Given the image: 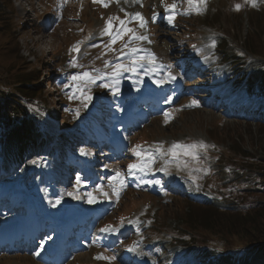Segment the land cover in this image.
I'll return each mask as SVG.
<instances>
[{
    "label": "rangeland",
    "instance_id": "374dc122",
    "mask_svg": "<svg viewBox=\"0 0 264 264\" xmlns=\"http://www.w3.org/2000/svg\"><path fill=\"white\" fill-rule=\"evenodd\" d=\"M0 1L15 9L11 16L0 14V86L6 80L12 84L3 53L6 47L12 52L15 42V52L28 66V73L36 70L40 80L35 89L40 93L29 101L37 111L44 114L47 109L52 116L65 103L70 123L59 124L73 142L67 149L62 141L60 151L38 155L0 176V264H109L97 258L101 256H115V264H132V260L176 264L166 258L169 253L195 255L188 252L195 240L188 238L190 243L184 237L189 232L185 217L208 214L211 202L217 203L214 207L224 205L219 203V194L228 195L226 203L238 206L233 215L219 212L224 219L264 214L259 210L264 207V191L254 188L258 187L254 174L264 172V99L249 93L257 85L258 77L252 76L264 72V0H257L256 7L244 0H207L203 14L189 10L187 0H105L107 7L94 0H63L66 7L57 4L54 8L53 0ZM165 3L178 6L173 23L168 22ZM236 4L242 5L240 11ZM136 13L143 16L146 27H139ZM46 17L51 28L44 22ZM112 17L119 18L113 22L114 32L120 20H131L128 26L147 37L132 46L154 53L156 64L165 67L150 72L152 66L145 63L138 75L123 73L117 95L99 86L111 84L110 79L98 80L89 86L92 100L85 106L79 94L71 98L75 88L68 87L73 83L70 77L82 71L110 72L107 62L127 65L133 58L131 54L121 57L128 36L112 45L115 51L104 47L111 43L103 32ZM6 33L14 35L8 45ZM220 41L225 48L218 51ZM78 44L80 52L76 53L73 48ZM73 61L84 67H74ZM167 68L176 79L157 83L167 77ZM248 77L252 82L246 84ZM15 86L8 89L13 95H17ZM148 100L154 101L147 105ZM193 100L199 106H192ZM165 113L171 116L167 122ZM201 141L210 147L199 150V163L182 157L188 166L169 164L166 173L160 170L165 161L157 158L153 171L127 174L128 165L139 162L133 154L138 144L152 151L157 144L169 148L173 143ZM222 168H245L253 174L247 181L233 180L229 174L218 173ZM117 172L127 185L118 201L109 186L111 182L119 189V177L112 180ZM192 177L197 178L195 182ZM222 177L232 181L229 187ZM145 180L160 183L146 184ZM90 192L95 203L88 202ZM185 195L202 203H189ZM129 220L138 222L142 238ZM107 225L119 231L101 232ZM223 235L227 252L243 249L251 241L237 234ZM194 239L196 247L213 248L202 237ZM215 239L214 245L220 242L219 237ZM137 241L138 251L129 252ZM83 245L84 249L78 248Z\"/></svg>",
    "mask_w": 264,
    "mask_h": 264
},
{
    "label": "trees",
    "instance_id": "16d2710c",
    "mask_svg": "<svg viewBox=\"0 0 264 264\" xmlns=\"http://www.w3.org/2000/svg\"><path fill=\"white\" fill-rule=\"evenodd\" d=\"M14 11L15 9H12L7 3L0 1L1 15L11 16ZM52 14L51 17H53ZM12 36L14 35L6 33L7 45ZM222 46H218V49L223 50L225 47ZM15 48H17V44L14 42L12 52L6 47L3 53L4 65H7L11 70L12 84L6 80V83L0 86V176L3 172L9 174L14 166L23 165L27 160L26 158L30 160L38 155L51 154L60 150L62 141L69 146L73 144L72 140L61 130L63 126L58 125V117L54 118L47 109L44 114L41 109L37 111L35 108L37 106L29 101L30 97L40 93V90H35L37 87L39 88L40 83V80L37 79L38 72L34 73L36 72L34 70L32 73H28V66L19 58L18 51L15 52ZM227 49L226 47L225 50ZM15 73L22 74L15 75ZM253 77H258L256 80L257 87L251 88L250 94L256 91L260 97H264V72ZM15 80L16 82H14ZM246 82L251 83L252 81L248 77ZM15 85L18 86L17 95H20V99L24 101H21L16 94L13 95L12 92L8 91L9 87H16ZM26 98H28V101ZM61 104L63 107L61 121L64 125H68L70 123L69 118L67 117L66 124L63 117H66V104ZM218 173L229 174L234 178L233 180L244 178L245 181L253 174L250 170L246 171L245 168L232 171L228 168H222ZM254 179L258 182L255 183L258 187L254 188L258 191H264V172L254 174ZM222 182L229 187L232 181L222 177ZM219 195V203L224 205L214 207L213 205L217 203L211 202L212 204L209 207L211 209L207 211L208 214L204 213L201 216L187 215L185 217L184 222L189 227V232H185L184 237L186 236V241L190 243L192 242L189 240H195L188 251L195 255L179 256L171 252L166 256L167 259L176 262V264H264V214H247L240 218L228 217L224 219L219 212L232 213L233 215L238 206L233 203H226L228 195ZM185 198L189 203L191 201L198 204L202 203L189 195H185ZM259 210L264 211V207H260ZM198 229H201V231L196 234ZM217 229L218 232H216ZM224 232L237 234L244 241L246 239L251 241L243 249L237 250L235 248L236 251L227 252L224 249L225 240L221 239V237L225 238ZM206 233H212V236H208ZM197 237H202L209 244H213V248L196 247L195 242L197 239L194 238ZM218 237L220 242L214 245L217 241L215 238Z\"/></svg>",
    "mask_w": 264,
    "mask_h": 264
},
{
    "label": "snow or ice",
    "instance_id": "6c2138e0",
    "mask_svg": "<svg viewBox=\"0 0 264 264\" xmlns=\"http://www.w3.org/2000/svg\"><path fill=\"white\" fill-rule=\"evenodd\" d=\"M94 2H99L104 4L105 7L108 6L107 3H105V0H94ZM245 4H250L252 7L257 6V0H244ZM187 4L189 6V10L194 9L197 14H203V12L206 10L207 6V0H187ZM177 4L173 3L172 5H167L165 3V11L168 13L167 19L169 23L174 22V17L177 14ZM242 5L236 4L235 9L237 11L241 10ZM186 14V13H183ZM119 19L118 17H112L108 20L107 26L104 29L103 35L109 36L111 38L110 44H105L104 47L106 49L115 51V49L112 48V45L116 44L117 41L123 40L125 36H128V40L124 41V44L121 49V57L126 54H131L133 57L127 65L124 63H111L107 62L106 67L110 68V72H95L94 71H82L80 74L72 75L70 77L71 81L73 82L68 87H74L75 91L73 92L71 98H75L77 94L82 99V102L85 103V106L87 103H90L92 100V96L90 95V85L96 84L98 80H105V78H108L112 81L111 84L109 83H103L100 84V87L104 88H110L114 95H117L119 93V78L120 76L125 72H131L133 74H139L138 69L143 67L145 63L150 64L152 67L148 69L150 72L159 71L161 68H164V65H157L156 64V57L154 53L147 52V50L141 49L139 47H133L132 44L136 42H142L147 39L146 36L140 35L137 33V31L131 27L128 26L132 21L129 20L127 23L124 20L119 21V29L117 31H113L114 24L113 22L115 20ZM135 20L139 21V27L144 28L147 26V22L144 20L143 16L140 13L135 14ZM214 46V45H213ZM128 49V52L125 53L123 50ZM73 51L76 53L80 52L79 46H74ZM145 52V55H140L141 52ZM74 67H80L83 68V65H79L76 61H73ZM176 77L172 74V71L170 68H167V77L162 78L161 80L157 81L159 84H163L166 80H175ZM192 106H199L198 102L193 100ZM78 114V112H77ZM169 119H171V116L169 113H165V121L167 122ZM210 146L201 142L193 143V144H177L173 143L171 147L165 148L162 144H157L153 146L152 151H148L143 149L141 145H136V147L133 149V154L138 158V163H131L128 165V171L127 174L129 176H134L137 172L141 173H147L153 171L152 165L155 163L156 159H162L165 161V167L161 168V171H164L167 173L169 164H175L178 168H183L188 166L187 160H184L181 162L182 157H190L192 161H195L199 163V150L207 151V149ZM214 147V146H213ZM81 154H84V150H81ZM32 163H35V161H32ZM199 171H204V169H198ZM117 177H119L117 183L119 184V189L116 190V186L111 184L110 187H113L115 190V195L117 197V201L119 200L120 191H122L127 185L125 184V178L123 175H121L119 172H117L116 177H112V180H117ZM193 181L197 179L196 177H192ZM146 184H159L160 182L158 180H145L143 181ZM77 184H80V178L77 177ZM197 190H199V185H197ZM101 191H103V186H101ZM70 196H72L73 199H78L79 197L74 195L73 193H69ZM88 202L89 203H95L96 200L93 196V193H88ZM105 199H109L108 194H105ZM60 201H57L56 204H59ZM56 206V205H53ZM129 224H133L136 227L137 233L140 234L141 238L143 237V233L140 232L139 224L137 221L129 220ZM124 221L121 220V227H123ZM101 232L104 233H116L119 231L118 228L113 227L112 225H107L104 228L100 229ZM140 247V241H137L132 246H130L127 250L129 252H137ZM143 255H147V253H142ZM39 255V253H37ZM98 259H104L109 262V264H115L116 257L115 256H101L97 257Z\"/></svg>",
    "mask_w": 264,
    "mask_h": 264
}]
</instances>
